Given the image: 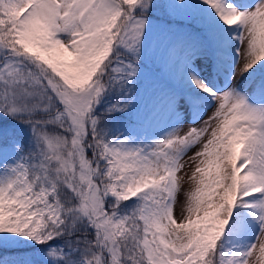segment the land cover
<instances>
[{"label":"snow or ice","instance_id":"obj_1","mask_svg":"<svg viewBox=\"0 0 264 264\" xmlns=\"http://www.w3.org/2000/svg\"><path fill=\"white\" fill-rule=\"evenodd\" d=\"M0 264H264V0H0Z\"/></svg>","mask_w":264,"mask_h":264},{"label":"rangeland","instance_id":"obj_2","mask_svg":"<svg viewBox=\"0 0 264 264\" xmlns=\"http://www.w3.org/2000/svg\"><path fill=\"white\" fill-rule=\"evenodd\" d=\"M240 2L247 3V4L251 5V4L255 3V0H240ZM12 132H13V134H17L19 132H22L25 135L27 134L26 129H24L23 126H14L12 128Z\"/></svg>","mask_w":264,"mask_h":264}]
</instances>
